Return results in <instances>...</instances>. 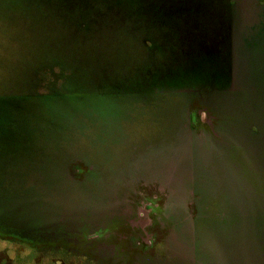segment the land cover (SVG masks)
Segmentation results:
<instances>
[{
	"label": "rangeland",
	"instance_id": "obj_1",
	"mask_svg": "<svg viewBox=\"0 0 264 264\" xmlns=\"http://www.w3.org/2000/svg\"><path fill=\"white\" fill-rule=\"evenodd\" d=\"M23 246L264 264V0H0V264Z\"/></svg>",
	"mask_w": 264,
	"mask_h": 264
},
{
	"label": "trees",
	"instance_id": "obj_2",
	"mask_svg": "<svg viewBox=\"0 0 264 264\" xmlns=\"http://www.w3.org/2000/svg\"><path fill=\"white\" fill-rule=\"evenodd\" d=\"M147 202H150L147 198ZM19 244V243H18ZM70 245V244H69ZM72 246V245H71ZM24 247V246H23ZM30 251L29 260L26 264H79L80 263V255L82 257L88 253H81L77 248L74 247V252L64 251L65 253L56 250L50 249L51 252H45V248L40 249H31L30 247H24ZM33 251V252H32ZM91 255V254H90Z\"/></svg>",
	"mask_w": 264,
	"mask_h": 264
}]
</instances>
